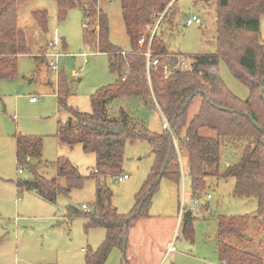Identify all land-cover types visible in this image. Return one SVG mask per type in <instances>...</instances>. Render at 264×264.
<instances>
[{
    "label": "rangeland",
    "instance_id": "rangeland-1",
    "mask_svg": "<svg viewBox=\"0 0 264 264\" xmlns=\"http://www.w3.org/2000/svg\"><path fill=\"white\" fill-rule=\"evenodd\" d=\"M169 1V5L173 4L170 6L174 27L163 29L162 26L167 51L190 58L215 53L217 1ZM97 3L98 10L108 19L109 42L128 52L130 43L119 2L97 0ZM41 11L47 14L46 33L33 17L34 12ZM191 16L198 17L201 25L187 27L185 20ZM86 24L83 11L78 7L68 10L65 17L58 20L54 0H31L18 8L17 26L25 33L29 54L18 57L12 77L0 80V264H85V256L98 249L105 240V230H86L87 220L82 216L70 217L69 213L70 208L81 211V206L91 207L95 202L96 181L90 178L95 156L83 152L80 144L69 148L56 137L59 124L74 120L57 99L59 74L64 76L69 89L67 107L84 114L93 112L91 98L117 79V74L109 70L108 56L84 42ZM55 37L58 41L56 52L61 53L56 60L57 71L49 66L54 59L44 57L47 44ZM260 38L264 41V18L260 19ZM217 69L227 91L239 101L247 100L249 89L237 81L224 59H219ZM30 99L35 102L30 103ZM199 106L197 96L188 109V121L198 113ZM121 110L126 114L130 128L140 130L144 126L151 134L163 133L164 119L152 104L145 105L137 98L120 97L106 106L110 119H119ZM199 135L216 138V133L207 128L200 129ZM18 137L41 139V157L31 160L40 176L47 180L56 178L63 187L65 181L57 178L56 161L64 158L79 176L85 178L84 184L58 196L54 204L32 192L17 193L14 182L33 179L25 167L18 172L15 159ZM245 144L244 140L229 138L221 141V173L235 163ZM178 156L179 188L167 178L159 180L146 216L128 231L127 263L221 264L217 236L220 217H244L250 240L238 245L249 252H257V202L253 198L233 196L235 180L231 177L207 178L205 190L198 198H191L188 152L184 149ZM153 164L147 142L125 146L122 175L128 178L121 182L117 177L102 179L112 193L111 204L117 214L126 216L132 211ZM187 212H191L194 219L184 233L182 219ZM168 242L174 247L173 251L166 247ZM226 242L236 245L233 240ZM16 243H19L17 250ZM122 256L119 248H113L104 264H121Z\"/></svg>",
    "mask_w": 264,
    "mask_h": 264
},
{
    "label": "trees",
    "instance_id": "trees-1",
    "mask_svg": "<svg viewBox=\"0 0 264 264\" xmlns=\"http://www.w3.org/2000/svg\"><path fill=\"white\" fill-rule=\"evenodd\" d=\"M29 1L0 0V80L12 77L18 57L29 54L25 33L17 26L18 8ZM54 1L58 20H62L72 8L82 9L87 23L83 32L84 42L99 53L106 54L109 70L117 74L113 85L99 90L91 98L92 114L67 107L69 89L62 74H59L56 86L59 104L74 118L64 125H58V141L69 148L80 144L83 152L95 156V166L90 176L96 181L95 202L89 207V212L74 208L69 210L70 217L82 216L87 220L86 230L100 228L106 231L101 246L85 256V264H104L116 247L123 255L121 264H128V231L136 221L146 216L152 194L161 178H167L179 187L181 173L178 155L184 149L188 152L187 172L192 198H198L205 190L207 178L231 177L235 180L233 196L253 198L257 202V252H249L238 245L247 241L245 236L249 227L244 217L218 218L221 264H264V41L260 38L264 0H216L215 53L191 56V72L173 71L168 78L164 77L162 67L174 66L179 57L169 53L164 42L162 26L163 29L174 27L173 4L167 9L169 0H117L130 43V50L126 53L109 42L108 19L103 11L98 10L97 0ZM165 10L150 47L153 57H160L159 66L147 71L145 53L150 32H146V29L155 24L154 15ZM33 17L41 31L46 33V12H34ZM143 36L145 44L140 47L139 41ZM220 58L226 61L237 81L249 89L247 100L239 101L224 87L217 69ZM197 96L200 98L198 113L188 121V109ZM120 97L137 98L143 100L145 105L152 104L168 128L159 135L149 133L144 126L134 130L128 126V118L122 110L119 119H110L106 106ZM203 128L215 132L216 138L200 136L199 130ZM224 138L244 140L246 144L235 163L221 173V141ZM139 141L148 143L154 164L136 196L134 208L128 215L122 216L112 207V193L102 179L122 176L125 146ZM41 153V139L16 138V164L19 170L25 167L33 175L31 181L15 182L19 193L32 192L54 204L58 196L66 195L84 184L85 178L79 176L64 158L56 161L57 178L65 181L63 187L56 178L47 180L40 176L31 160L40 159ZM191 214L187 212L182 219L184 233L194 219ZM227 240H233L236 245H231Z\"/></svg>",
    "mask_w": 264,
    "mask_h": 264
},
{
    "label": "built area",
    "instance_id": "built-area-1",
    "mask_svg": "<svg viewBox=\"0 0 264 264\" xmlns=\"http://www.w3.org/2000/svg\"><path fill=\"white\" fill-rule=\"evenodd\" d=\"M168 8L169 7H167V9ZM166 10L161 14L154 15V17H156L155 24L153 26H148L146 29V32H150L149 43H148L147 51L145 53L147 71H149V69H151V68H156L159 66L160 57H157V58L153 57V54L150 50V47H151V41L153 39V36H154L157 28L159 27L160 22L164 16ZM185 25L187 27L192 26V25H201V20L196 16H191L190 18H187L185 20ZM84 26L87 27V24ZM57 43H58V41L55 37L51 42H49L47 44L46 50L44 53L45 58L48 57V58L54 59V61H51L49 63V66H50L51 70H53V71H57L56 60L59 57H61V53L56 52L57 51ZM144 44H145V37L143 36L140 38L139 45H140V47H142ZM192 69H193V60L190 57H183V56L178 57L177 62L174 66L171 67L170 65H164L162 67L165 78H168L169 75L173 71L191 72ZM74 76L76 77L77 74L75 73ZM29 102L30 103L35 102V99H30ZM167 128H168V125H167L166 121L164 120L163 129H167ZM19 173H21V170H19ZM127 178H128L127 175H122L120 177H117L118 181H120V182L123 180H126ZM80 210L83 212H89L90 211L89 207H87L85 205L81 206ZM167 246H168L169 251L173 250V246L170 243ZM223 264H225V263H223Z\"/></svg>",
    "mask_w": 264,
    "mask_h": 264
},
{
    "label": "crops",
    "instance_id": "crops-1",
    "mask_svg": "<svg viewBox=\"0 0 264 264\" xmlns=\"http://www.w3.org/2000/svg\"><path fill=\"white\" fill-rule=\"evenodd\" d=\"M74 75H75V74H74ZM162 128H163V126H162ZM14 187H15L16 192L19 193L18 190H17V188H16L15 182H14ZM178 188H179V187H178ZM190 195H191V193H190ZM191 198H192V197H191ZM144 217H145V216H144ZM144 217H142V218H144ZM15 241L17 242L18 240L15 239ZM168 244H169V242L167 243V245H168ZM18 245H19V243H16V245H15V246H16V250H17V248H18ZM167 245H166V247H167ZM173 250H174V247H173ZM173 250H172V251H173Z\"/></svg>",
    "mask_w": 264,
    "mask_h": 264
},
{
    "label": "water",
    "instance_id": "water-1",
    "mask_svg": "<svg viewBox=\"0 0 264 264\" xmlns=\"http://www.w3.org/2000/svg\"><path fill=\"white\" fill-rule=\"evenodd\" d=\"M168 160V159H167ZM245 239L248 241V240H250V236L249 235H246L245 236Z\"/></svg>",
    "mask_w": 264,
    "mask_h": 264
}]
</instances>
